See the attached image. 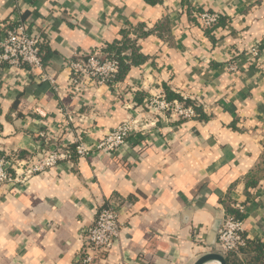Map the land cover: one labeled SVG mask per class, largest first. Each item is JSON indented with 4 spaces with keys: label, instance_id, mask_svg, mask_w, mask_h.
Wrapping results in <instances>:
<instances>
[{
    "label": "crops",
    "instance_id": "1",
    "mask_svg": "<svg viewBox=\"0 0 264 264\" xmlns=\"http://www.w3.org/2000/svg\"><path fill=\"white\" fill-rule=\"evenodd\" d=\"M197 9L219 12L220 22L202 28ZM17 21L46 36V69L60 90L0 60V155L28 156L79 133L92 145L130 118L145 128L114 153L75 156L0 188V264H81L84 229L113 199L123 229L104 264H194L227 207L242 214L237 204L247 238L264 244V0H0V38ZM125 35L141 56L115 87L66 89V60ZM159 92L187 95L202 118L150 112L146 99ZM252 255L234 256L247 264Z\"/></svg>",
    "mask_w": 264,
    "mask_h": 264
},
{
    "label": "built area",
    "instance_id": "2",
    "mask_svg": "<svg viewBox=\"0 0 264 264\" xmlns=\"http://www.w3.org/2000/svg\"><path fill=\"white\" fill-rule=\"evenodd\" d=\"M193 15L204 29L214 27L221 19L219 12L210 10L197 9ZM45 43L46 36L43 32L34 33L27 23L17 21L6 27L0 38V60L15 69L28 68L40 80L48 82L55 91H59L56 77L46 69L48 63L43 52ZM250 54L252 57L259 56V48L252 47ZM64 67L70 72L66 89L75 95L102 85L115 87L120 71L119 61L107 56L102 49L77 52L64 62ZM230 69L236 70L237 63H230ZM188 100L187 95L181 96V99H169L165 93L159 92L147 98L145 105L150 112L169 120L197 119L199 113L196 106L199 105L188 104ZM62 113L67 124H72L74 121L72 113L66 108L62 109ZM144 128L145 125L139 118H130L122 121L92 145L87 144L79 133L72 143L64 141L28 156H20L17 153L0 155V188L27 182L34 175L57 167L62 161L71 160L75 156L86 157L95 151L114 153L127 143L133 133ZM39 136L47 141L46 143L55 139L52 131H41ZM121 204L122 201L117 199L106 203L99 210L94 223L84 229V245L79 255L81 264H104L110 258L122 235ZM236 208L243 214L242 205L237 204ZM246 244L243 219L228 213L221 220L217 240L208 247V253L216 252L223 256L230 253L238 254ZM120 264L127 263L121 261Z\"/></svg>",
    "mask_w": 264,
    "mask_h": 264
},
{
    "label": "trees",
    "instance_id": "3",
    "mask_svg": "<svg viewBox=\"0 0 264 264\" xmlns=\"http://www.w3.org/2000/svg\"><path fill=\"white\" fill-rule=\"evenodd\" d=\"M148 1L151 3L156 2V0H148ZM104 52L107 53V56L117 59L120 63V71H119L116 83H119V80L124 77V75L129 70L131 63L134 64L137 61V58L141 56L138 53V45L136 41L132 40L126 35H125V38L120 43L109 45L107 48L104 49ZM125 52H128V54ZM179 99H181V97ZM187 103L194 104L191 100H188ZM196 108L199 113L198 118L200 117L202 118L203 113H202V110L200 109L201 107L196 106ZM257 180L258 179L256 178V176H251L249 178V183L251 184L255 183ZM227 210L231 214H234L235 216L243 219L242 217L243 214L235 213L231 209L230 206L227 207ZM246 249H249L250 251H253L254 253V255H252L247 260V264H264V244L263 243H261L260 241H254V240H250L247 238V244L245 245V247L241 249V251L246 250ZM234 255L235 253L226 254L225 255L226 263L227 264H242L240 261H237L235 259Z\"/></svg>",
    "mask_w": 264,
    "mask_h": 264
},
{
    "label": "water",
    "instance_id": "4",
    "mask_svg": "<svg viewBox=\"0 0 264 264\" xmlns=\"http://www.w3.org/2000/svg\"><path fill=\"white\" fill-rule=\"evenodd\" d=\"M208 262H218L219 264H227L225 256L216 252L202 255L194 264H206Z\"/></svg>",
    "mask_w": 264,
    "mask_h": 264
}]
</instances>
